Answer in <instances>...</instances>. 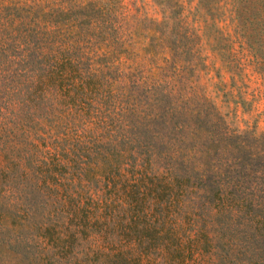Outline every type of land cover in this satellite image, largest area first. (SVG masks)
<instances>
[{
	"label": "rangeland",
	"instance_id": "rangeland-1",
	"mask_svg": "<svg viewBox=\"0 0 264 264\" xmlns=\"http://www.w3.org/2000/svg\"><path fill=\"white\" fill-rule=\"evenodd\" d=\"M230 1L0 0V264H264L174 192L264 202V0Z\"/></svg>",
	"mask_w": 264,
	"mask_h": 264
},
{
	"label": "trees",
	"instance_id": "trees-1",
	"mask_svg": "<svg viewBox=\"0 0 264 264\" xmlns=\"http://www.w3.org/2000/svg\"><path fill=\"white\" fill-rule=\"evenodd\" d=\"M199 1L200 0H196V5H198ZM252 2L253 5L256 6V9L262 10V5L257 4L258 0H252ZM230 3L234 13L238 10L242 11L246 9L245 6H247V0H231ZM244 40L247 42V47L252 51L255 57L256 68H264V38H245ZM249 133L253 134V140L254 142L256 141V147L251 154L252 162H255L256 168L259 169L258 172L264 176V134H256L252 130L249 131ZM233 135V133L226 134L225 141L228 144L234 143L235 138H233ZM235 145L237 146L238 144ZM237 147H239V145ZM185 170V172H188V175L187 179L182 181L184 187L180 181L174 180L179 185L174 189V192L180 189V191L183 190L196 195L198 199L201 200L200 203H194L197 209L203 207L210 210L214 207L216 208V213H218L219 211L226 212L228 209L232 210L234 207L239 218L238 225L235 227L237 233L236 241H238V249L235 253V257L239 258L238 256H241L244 259L249 248L252 247L254 243L260 244V241L264 238V202H262L261 199H253L252 195L242 190V194L234 190L231 191L230 196L227 194L222 195L220 193L223 188V183L215 186H211L207 183L205 184L202 182L200 175L196 176V172H194L193 169L190 170L186 168ZM189 174L192 175V177H190ZM261 178L264 182V177ZM223 216L226 217L225 214H223ZM217 220L219 221V219ZM222 224L228 225L227 221L223 219L220 223L219 231L222 235L227 236L231 240V229H223L224 227Z\"/></svg>",
	"mask_w": 264,
	"mask_h": 264
}]
</instances>
